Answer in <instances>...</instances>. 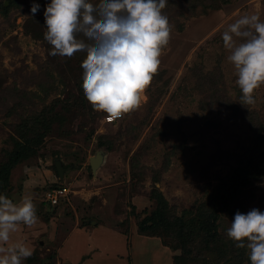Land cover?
Wrapping results in <instances>:
<instances>
[{"label": "rangeland", "instance_id": "374dc122", "mask_svg": "<svg viewBox=\"0 0 264 264\" xmlns=\"http://www.w3.org/2000/svg\"><path fill=\"white\" fill-rule=\"evenodd\" d=\"M34 2L0 0V168L28 155L0 192L31 196L38 218L16 229L32 250L22 264H250L225 230L236 211H264V83L240 103L221 33L244 14L264 21V0H168L146 98L111 122L85 98L87 56L49 55L48 0ZM56 180L67 195L53 206Z\"/></svg>", "mask_w": 264, "mask_h": 264}, {"label": "clouds", "instance_id": "9594fccd", "mask_svg": "<svg viewBox=\"0 0 264 264\" xmlns=\"http://www.w3.org/2000/svg\"><path fill=\"white\" fill-rule=\"evenodd\" d=\"M168 0H48L44 6V39L53 47L49 55L83 63V92L94 110L116 119L140 106L145 89L160 64L171 25L162 13ZM34 2L31 13L40 9ZM227 60L234 67L241 104H254V90L264 83V21L244 14L221 33ZM38 223L31 196L13 202L0 192V264H22L32 250L22 242L8 243L20 224ZM237 247H246L250 264H264V211H236L226 228Z\"/></svg>", "mask_w": 264, "mask_h": 264}, {"label": "trees", "instance_id": "16d2710c", "mask_svg": "<svg viewBox=\"0 0 264 264\" xmlns=\"http://www.w3.org/2000/svg\"><path fill=\"white\" fill-rule=\"evenodd\" d=\"M100 4H101V2L97 3V6H99ZM21 148H23V150L26 149V147L23 145L21 146ZM23 150L14 151L12 153V156H11V158H12L11 164L3 165L2 168H0V190H3L7 185H9V182H10L9 177L11 175L10 173L12 172V168L15 167L18 163L25 161V159L28 158L27 153L25 152V150L24 151ZM57 175L59 177V174H57ZM59 179L60 178H58V180ZM24 181H23V183H24ZM61 187H62V185L60 183H58V181L56 180L55 182L51 183V185L48 186V188H47V186L44 188L45 190L47 188V190L45 191V194H47L48 192H50L54 189L61 188ZM49 204H50V202H49ZM150 221H152V218H150Z\"/></svg>", "mask_w": 264, "mask_h": 264}, {"label": "crops", "instance_id": "0c3cea01", "mask_svg": "<svg viewBox=\"0 0 264 264\" xmlns=\"http://www.w3.org/2000/svg\"><path fill=\"white\" fill-rule=\"evenodd\" d=\"M47 177H49V176H47ZM59 178H61L60 176H59ZM23 194H25V195H27L29 192H28V189H27V184H26V182L24 181V185H23ZM28 192V193H27ZM45 196H47L46 194H45ZM36 213H37V211H36ZM37 215V214H36ZM18 227H21V228H28L27 226H24L22 223L18 226ZM40 229V228H39ZM36 230V231H34V234H30V235H33V237L34 236H37V235H39L40 233H41V231L40 230ZM44 229L45 228H43V231H42V233L44 232ZM40 231V232H39ZM36 232V233H35ZM29 233H31L30 231H29ZM19 235H22V237L20 238V236ZM85 236V235H84ZM86 237V236H85ZM9 242H10V244L11 243H17V242H22V243H24L27 247H28V245L25 243V240H24V236H23V234H22V232L20 233V234H18L17 233V230L16 231H14V232H12L11 234H10V240H9ZM8 242V243H9ZM91 243H93L94 244V241H91ZM77 244V243H76ZM84 246H86V243H84ZM87 247V246H86ZM82 263H83V261H82ZM91 263V260L90 259H85V264H90Z\"/></svg>", "mask_w": 264, "mask_h": 264}, {"label": "built area", "instance_id": "2783aa9c", "mask_svg": "<svg viewBox=\"0 0 264 264\" xmlns=\"http://www.w3.org/2000/svg\"><path fill=\"white\" fill-rule=\"evenodd\" d=\"M108 122L113 121L114 119L106 118ZM47 199L50 202L51 205L55 206L60 203V199H63L64 196L67 195V189L66 187L62 186L61 188L54 189L47 194Z\"/></svg>", "mask_w": 264, "mask_h": 264}, {"label": "water", "instance_id": "95a60500", "mask_svg": "<svg viewBox=\"0 0 264 264\" xmlns=\"http://www.w3.org/2000/svg\"><path fill=\"white\" fill-rule=\"evenodd\" d=\"M97 162H98L97 160H94V159L92 160L91 159V165H92L93 168H94V166H96ZM56 167H57V171L59 173V176L62 177L63 176V170H62V168L59 166L58 163L56 164Z\"/></svg>", "mask_w": 264, "mask_h": 264}]
</instances>
